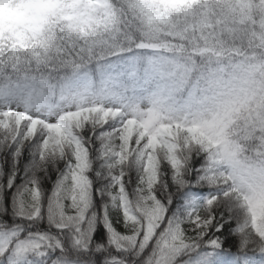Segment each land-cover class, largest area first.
Listing matches in <instances>:
<instances>
[{"label": "snow or ice", "instance_id": "6c2138e0", "mask_svg": "<svg viewBox=\"0 0 264 264\" xmlns=\"http://www.w3.org/2000/svg\"><path fill=\"white\" fill-rule=\"evenodd\" d=\"M5 3L0 171H67L64 223L0 220V264H264V0Z\"/></svg>", "mask_w": 264, "mask_h": 264}, {"label": "trees", "instance_id": "16d2710c", "mask_svg": "<svg viewBox=\"0 0 264 264\" xmlns=\"http://www.w3.org/2000/svg\"><path fill=\"white\" fill-rule=\"evenodd\" d=\"M3 9H0V18L4 16ZM34 158L28 156L21 159L19 165V175L15 176V181L11 188L6 185L12 175L10 162L4 163L3 170L0 171V209L6 205L8 207L7 213L0 214V220L8 222V225L13 224L22 226L28 231L43 232L45 235L49 233H56L55 225L64 223V220L59 216L58 210L55 208L53 194L61 177L67 171V160L50 157L42 162V168L37 170L33 167ZM104 162L97 157H93L92 170L90 175H94L97 169L103 166ZM15 168V166H11ZM130 177H135V171L130 172ZM35 179L41 189V199L38 202L40 207V214L36 217L32 216L34 211V203L31 199V194L25 191L26 186ZM131 191V189H130ZM101 208L100 198H95L89 212L91 219V212H99ZM109 215L113 217L114 221L119 219V211L113 205L109 210ZM119 226V225H117ZM91 227L97 231L103 229V224L92 223ZM88 231V235H91ZM23 235V233H21Z\"/></svg>", "mask_w": 264, "mask_h": 264}, {"label": "clouds", "instance_id": "9594fccd", "mask_svg": "<svg viewBox=\"0 0 264 264\" xmlns=\"http://www.w3.org/2000/svg\"><path fill=\"white\" fill-rule=\"evenodd\" d=\"M0 9H3L5 16L11 14L9 5L7 3L0 5ZM186 99H187L186 96H177L176 98H174V100L172 102L183 103ZM45 102H47V103H54L55 102V97L53 96L51 91H49V93L46 94V101Z\"/></svg>", "mask_w": 264, "mask_h": 264}]
</instances>
